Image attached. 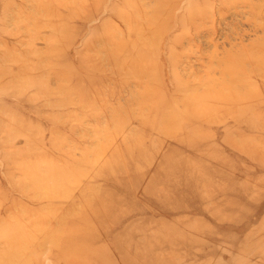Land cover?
Listing matches in <instances>:
<instances>
[{
  "label": "rangeland",
  "instance_id": "1",
  "mask_svg": "<svg viewBox=\"0 0 264 264\" xmlns=\"http://www.w3.org/2000/svg\"><path fill=\"white\" fill-rule=\"evenodd\" d=\"M0 264H264V0H0Z\"/></svg>",
  "mask_w": 264,
  "mask_h": 264
},
{
  "label": "bare ground",
  "instance_id": "2",
  "mask_svg": "<svg viewBox=\"0 0 264 264\" xmlns=\"http://www.w3.org/2000/svg\"><path fill=\"white\" fill-rule=\"evenodd\" d=\"M247 4V3H246ZM136 167V166H135ZM64 234V233H63ZM138 255V254H137Z\"/></svg>",
  "mask_w": 264,
  "mask_h": 264
}]
</instances>
